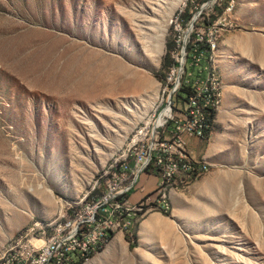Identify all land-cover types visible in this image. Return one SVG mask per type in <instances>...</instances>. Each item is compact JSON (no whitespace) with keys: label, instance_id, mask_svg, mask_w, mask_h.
Wrapping results in <instances>:
<instances>
[{"label":"rangeland","instance_id":"374dc122","mask_svg":"<svg viewBox=\"0 0 264 264\" xmlns=\"http://www.w3.org/2000/svg\"><path fill=\"white\" fill-rule=\"evenodd\" d=\"M200 43L206 166L82 264H264V0H0V260L96 201L168 107L163 59Z\"/></svg>","mask_w":264,"mask_h":264},{"label":"built area","instance_id":"2783aa9c","mask_svg":"<svg viewBox=\"0 0 264 264\" xmlns=\"http://www.w3.org/2000/svg\"><path fill=\"white\" fill-rule=\"evenodd\" d=\"M179 24L174 26L178 28ZM212 42V41H211ZM174 47V46H173ZM189 65L185 58V45L177 50L172 48L170 55L173 64L167 69L165 78H169L168 91H172V98L168 100V107L153 123L142 144L135 150L133 156L126 158V165L117 170V177L106 179L103 186H99L96 201L89 205V210L75 213L73 230H64L55 239H47L38 243L33 253L28 256H18L17 259H30V264H72V257H79L80 261L94 246L98 238H105L115 228H126L131 215L139 214L147 208H158L169 212L165 201L158 200V190L151 195L131 204L128 196L137 188L138 178L143 173H153L158 178L180 177V170L187 161H193L187 150V141L201 139L200 121L205 111L198 107V98H205L199 94V82L202 81L203 68H199L202 53L197 45L192 47ZM188 66L191 70H187ZM190 77L191 93L185 99L176 95V86L182 85L185 78ZM209 92L219 84L207 82ZM211 108L216 99L208 100ZM168 113H175V121H168ZM206 164L196 163V168L190 169V175H196V170L203 169ZM113 212H123V220L113 222ZM41 245H49L48 253H40Z\"/></svg>","mask_w":264,"mask_h":264},{"label":"bare ground","instance_id":"6f19581e","mask_svg":"<svg viewBox=\"0 0 264 264\" xmlns=\"http://www.w3.org/2000/svg\"><path fill=\"white\" fill-rule=\"evenodd\" d=\"M199 86H200V82H199ZM177 87L178 85L176 86V95H177ZM204 94L206 96V99L198 98V107L201 109V111L206 112L207 108L211 107V103L208 100H213V97H212L211 92H209L208 88H207V92H205ZM171 98H172V93L169 95L168 100H171ZM166 109L167 107L165 108V110ZM165 110L162 112V114L165 112ZM206 113H204L203 119L200 121L201 137L203 135V130L208 127V125L206 124V117H205ZM168 121H169V113H168ZM194 165L195 164L192 161H187V165H183V168L180 170V178H181V175H183L184 177L187 175H190L189 174L190 169H194ZM196 173H197V170H196ZM178 178L179 176H172L170 178V184H169L168 178H163L160 188L163 191H166L170 185H172L178 180ZM162 201H165L167 203L166 199H162ZM148 209H158V208H147V209H144V211L142 212H146ZM168 209H169V205H168ZM87 210H89V205L84 209L83 212ZM135 215H138V214H135ZM115 220H118V221L123 220V212H113V222ZM128 222H127V229H128ZM74 224H75V217L65 222H61V223L53 222L51 224H41V226H38L39 228H41V230L39 231L37 235H33L32 237L22 236V237H19V239L16 242L12 243L7 253L1 258L0 264H30V259H23V260L17 259L18 256L30 255L31 253L34 252V250L36 249V245L38 243L44 242L47 239H55L64 230H73ZM117 230L118 228L113 229L112 233H107L105 238H98L96 243H94V246L92 247L91 251L85 257H83L81 261L79 257H72V264H82L83 262H86V261L88 262L101 248H103L110 242L111 238L113 237V235L116 233ZM48 252H49V245L40 246V253H48Z\"/></svg>","mask_w":264,"mask_h":264},{"label":"crops","instance_id":"0c3cea01","mask_svg":"<svg viewBox=\"0 0 264 264\" xmlns=\"http://www.w3.org/2000/svg\"><path fill=\"white\" fill-rule=\"evenodd\" d=\"M208 138L201 137V140ZM200 139H190L187 141V150L191 159L196 163H202L206 159V146ZM162 179H159V190L158 193L163 192L160 188ZM158 189V178L153 173H143L138 179L137 188L130 192L128 199L131 204L137 203L139 200L151 195V193ZM176 195V194H174ZM164 199V198H163ZM119 235V234H118ZM117 236V235H116Z\"/></svg>","mask_w":264,"mask_h":264},{"label":"trees","instance_id":"16d2710c","mask_svg":"<svg viewBox=\"0 0 264 264\" xmlns=\"http://www.w3.org/2000/svg\"><path fill=\"white\" fill-rule=\"evenodd\" d=\"M205 26L209 27L210 23L205 24ZM197 45H198L197 46L198 52L202 53V54H205V56H207L208 52H206L205 50L207 49L208 46L206 44H204V43H202V44L200 43V44H197ZM192 47L189 48L188 59L191 58L192 49H193ZM172 64H173V60L168 56V57L163 59L161 68L164 69V70H167ZM190 93H191V83L190 82H188V83L184 82L182 84V87H181L180 92L178 94V98L179 99H185V97L187 95H189ZM214 111H215L214 107L213 108H211V107L207 108V111H206L207 112L206 113V124L208 125V127L203 130L202 137H206L209 134V130L211 129V127L213 125ZM194 168H196V164L194 165ZM198 173H199V170H197L196 175ZM189 174H190V172H189ZM196 175H192V176L195 177Z\"/></svg>","mask_w":264,"mask_h":264}]
</instances>
